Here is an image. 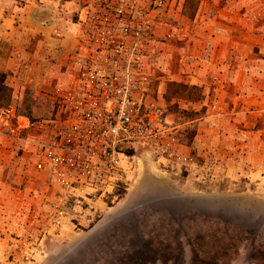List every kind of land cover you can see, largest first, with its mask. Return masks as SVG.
<instances>
[{
	"label": "rangeland",
	"instance_id": "374dc122",
	"mask_svg": "<svg viewBox=\"0 0 264 264\" xmlns=\"http://www.w3.org/2000/svg\"><path fill=\"white\" fill-rule=\"evenodd\" d=\"M186 1L179 16L194 18L199 5L196 0ZM127 3L133 5L131 15L144 12L151 20L145 40V99L161 105L173 134L190 144L197 131L190 121L195 115L190 101H200L203 95L188 83L186 68L201 62L202 55H189L180 46L182 40L175 31L184 26L176 19L177 4L172 0H164L162 6L156 0H93L82 16L81 11L72 13L73 20L80 25L81 18L105 9L112 14L123 9L126 14ZM138 25L137 21L131 24L134 38ZM12 48L8 41H0V107L12 106L18 116L45 124L19 135L0 125V264H193L194 260L256 264L249 261V244L240 252L232 247L228 254L218 255L200 250L195 257L192 242L195 238L200 244L216 241L229 230L235 245L239 231L234 228L244 226L258 229L249 242L260 235L263 241L264 178L198 176L189 165L159 159L139 144L123 151L120 175L87 189L90 204L82 216L71 214L74 225L56 229L52 213L66 190L57 169L37 170L36 164L57 130L60 97L70 89L76 71L56 79V86H48L43 62L30 56L29 68L25 63L20 70L8 72ZM263 125L264 117L256 126ZM28 237L32 242L25 246Z\"/></svg>",
	"mask_w": 264,
	"mask_h": 264
},
{
	"label": "crops",
	"instance_id": "0c3cea01",
	"mask_svg": "<svg viewBox=\"0 0 264 264\" xmlns=\"http://www.w3.org/2000/svg\"><path fill=\"white\" fill-rule=\"evenodd\" d=\"M91 1L2 0L0 41L14 46L6 63L8 72L25 63L29 68L33 56L43 62L48 86L66 78L80 47L81 26L73 14H85ZM172 2L178 6L176 19L184 26L175 31L180 46L189 55H202L201 62L186 68L188 83L203 95L200 101H190L196 135L190 144L180 142L190 158V172L203 177L264 178V136L259 137L264 125L256 126L264 117V0H200L194 18L179 16L185 0ZM40 12L44 15L39 17ZM41 185L43 192L45 181Z\"/></svg>",
	"mask_w": 264,
	"mask_h": 264
},
{
	"label": "built area",
	"instance_id": "2783aa9c",
	"mask_svg": "<svg viewBox=\"0 0 264 264\" xmlns=\"http://www.w3.org/2000/svg\"><path fill=\"white\" fill-rule=\"evenodd\" d=\"M163 2L156 0L159 6ZM127 5L126 14L123 9L118 14L105 9L80 20L81 45L89 59L76 84L60 97L57 130L36 164L37 170L49 166L62 177L66 193L51 217L56 229L74 225L71 214L86 212L90 186L120 175L121 156L129 149L120 150L122 143L139 144L155 157L181 166L190 163L168 126L165 109L145 99V40L151 20L144 12L131 15L133 5ZM136 21L139 31L134 38L130 29ZM44 124L18 116L12 106L0 107V125L11 133ZM31 240L25 239L24 245Z\"/></svg>",
	"mask_w": 264,
	"mask_h": 264
},
{
	"label": "trees",
	"instance_id": "16d2710c",
	"mask_svg": "<svg viewBox=\"0 0 264 264\" xmlns=\"http://www.w3.org/2000/svg\"><path fill=\"white\" fill-rule=\"evenodd\" d=\"M189 0L186 1V4ZM200 0H196V6L199 5ZM194 16V15H193ZM235 231H239V236H238V242L234 245L235 241L233 239V241L230 240L229 235H230V231H228V233H226L227 235L223 236V238H219L216 241H206L203 242L202 244H200L198 242V238H195L194 242H192V251H193V255L196 257L197 254L199 253V251H204L206 253H213L215 255L218 254H228L231 250H229V247L234 248V251L236 252H240L242 247H246L248 244L251 245V249L250 251L247 253L249 261L254 262L256 264H264V240L262 241L263 236L260 235L257 241L256 240H252L251 242H249L248 238L251 237H257L255 236L256 234V230L255 227L251 226H244V228L242 227V229H236L234 228ZM213 239V238H212ZM223 243L222 246L219 245L220 243ZM142 262V261H141ZM142 264H144V262H142ZM193 264H220L216 261H211V260H207V261H203L202 263H199L198 260H194ZM224 264H229V263H224Z\"/></svg>",
	"mask_w": 264,
	"mask_h": 264
},
{
	"label": "flooded vegetation",
	"instance_id": "af4514ba",
	"mask_svg": "<svg viewBox=\"0 0 264 264\" xmlns=\"http://www.w3.org/2000/svg\"><path fill=\"white\" fill-rule=\"evenodd\" d=\"M82 33V32H81ZM80 33V34H81ZM82 39H81V36H79L78 37V43H79V46L80 47H78L79 49L76 51V55H78V58H77V61L78 60H80L79 62L80 63H78L77 64V69H74L73 70V68H74V66L73 67H71L70 68V70H69V72H68V74L71 76L72 75V72L73 71H76V75H75V77H70L71 79V82H73V84L71 85V86H73V85H75L76 84V82H77V79L79 78V75H80V72H81V70H82V68L85 66V64L87 63V61H88V59H89V57L87 56V54H86V49H84V47L81 45L82 44ZM77 63V62H76ZM76 63H74V64H76ZM68 76V75H67ZM67 90H69V89H66V91Z\"/></svg>",
	"mask_w": 264,
	"mask_h": 264
},
{
	"label": "water",
	"instance_id": "95a60500",
	"mask_svg": "<svg viewBox=\"0 0 264 264\" xmlns=\"http://www.w3.org/2000/svg\"><path fill=\"white\" fill-rule=\"evenodd\" d=\"M44 14L42 13V12H40L39 14H38V16L40 17V16H43ZM131 146V144H129V143H122V144H120L119 145V149L120 150H123L124 148H129ZM198 201H201V200H198Z\"/></svg>",
	"mask_w": 264,
	"mask_h": 264
}]
</instances>
